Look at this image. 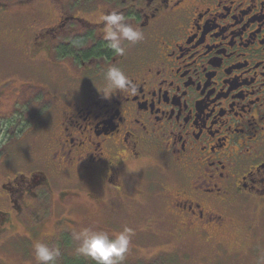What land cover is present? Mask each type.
<instances>
[{
  "label": "flooded vegetation",
  "instance_id": "obj_1",
  "mask_svg": "<svg viewBox=\"0 0 264 264\" xmlns=\"http://www.w3.org/2000/svg\"><path fill=\"white\" fill-rule=\"evenodd\" d=\"M0 47V264L104 189L173 238L264 218V0H0Z\"/></svg>",
  "mask_w": 264,
  "mask_h": 264
},
{
  "label": "rangeland",
  "instance_id": "obj_2",
  "mask_svg": "<svg viewBox=\"0 0 264 264\" xmlns=\"http://www.w3.org/2000/svg\"><path fill=\"white\" fill-rule=\"evenodd\" d=\"M1 50L0 47V56L3 57ZM8 53L10 56L20 54L11 49ZM2 60L0 58V78L2 71L8 73L23 69L10 67V70H3ZM3 141L1 138L0 152L7 145ZM43 143L39 140L36 151L24 149L19 157L36 158V162L41 160ZM67 180L72 188H84L77 178L67 176ZM143 180L141 171H130L126 180L128 192L132 194L136 189L141 190ZM108 197L109 193L104 189L96 200L75 197L66 203L80 230L77 235L63 234L54 238L56 234L52 225L56 217L53 215L59 211L52 209L48 215L50 219L45 223L44 238L35 246L36 262L30 257L32 254L27 246L17 248L19 245L16 243L15 250L4 256L6 264H104L103 261L107 264H264V218H259L260 215L251 221L249 217L236 216L234 226L223 232L210 228L207 235L198 231L173 238V234L167 232L175 229L154 223L159 216L171 220L170 217L165 218L163 210L158 214L153 206L130 203L122 197L113 202ZM249 224H253L254 230L247 229Z\"/></svg>",
  "mask_w": 264,
  "mask_h": 264
},
{
  "label": "trees",
  "instance_id": "obj_3",
  "mask_svg": "<svg viewBox=\"0 0 264 264\" xmlns=\"http://www.w3.org/2000/svg\"><path fill=\"white\" fill-rule=\"evenodd\" d=\"M79 258V257H78ZM104 264H107L105 261H103ZM74 264H78V263H74ZM82 264H85L84 262ZM100 264V263H99Z\"/></svg>",
  "mask_w": 264,
  "mask_h": 264
}]
</instances>
